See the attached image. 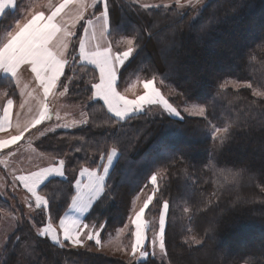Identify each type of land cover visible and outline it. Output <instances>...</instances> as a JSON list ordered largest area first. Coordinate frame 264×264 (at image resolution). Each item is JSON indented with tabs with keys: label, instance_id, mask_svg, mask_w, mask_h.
<instances>
[{
	"label": "trees",
	"instance_id": "16d2710c",
	"mask_svg": "<svg viewBox=\"0 0 264 264\" xmlns=\"http://www.w3.org/2000/svg\"><path fill=\"white\" fill-rule=\"evenodd\" d=\"M107 3L110 40L133 38L118 85L158 76L173 91L168 100L174 107H180L179 100L195 102L205 115L173 118L144 111L119 121L91 98L97 69L78 65V72L65 64L59 84L74 74L68 98L85 103L88 120L37 142L41 151L65 157L68 174L50 177L38 189L47 201L46 215L59 219L74 195L78 170L93 156L115 149V163L85 217L112 232L125 223L135 194L162 173L156 207L167 204V263L152 256L129 262L53 243L35 231L45 222L39 207L30 220L21 218L0 264H264V0H207L196 10ZM76 47L74 42L70 48L72 60L78 58ZM213 127L225 131L215 135ZM7 207L0 195V211ZM152 209L146 210L150 217L159 214ZM31 242L35 257L27 261Z\"/></svg>",
	"mask_w": 264,
	"mask_h": 264
},
{
	"label": "rangeland",
	"instance_id": "374dc122",
	"mask_svg": "<svg viewBox=\"0 0 264 264\" xmlns=\"http://www.w3.org/2000/svg\"><path fill=\"white\" fill-rule=\"evenodd\" d=\"M127 1L196 10L207 0ZM107 2L0 0V83L3 85L0 87V195L9 205L0 211V255L21 218L30 220L34 210L40 207L45 222L35 227V231L53 243L87 247L129 262L152 256L167 263L163 244L167 204L162 202L160 208L156 207L162 173L153 176L149 187L135 194L125 223L112 232H105L103 223L96 226L85 217L115 163V149L93 156L89 166L78 170L73 178L74 195L59 219L46 215L47 201L38 189L50 177L67 178L68 174L65 157L56 158L41 151L37 142L58 131L73 130L88 120L85 103L68 98L74 74L59 84L65 64L72 70L78 65L97 69L91 98L101 101L106 111L119 121L144 111L152 115L165 113L173 118L205 115L204 106L195 102L179 100L180 107H174L168 100V94L173 95V91L158 76H138L118 85V72L134 49L133 38L110 40ZM74 42L76 60L69 57ZM11 87L13 91L9 90ZM224 131L213 127L215 135ZM148 207L157 209L159 214L150 217L146 213ZM24 257L27 261L34 259V242L28 244ZM211 263L207 260V264Z\"/></svg>",
	"mask_w": 264,
	"mask_h": 264
}]
</instances>
